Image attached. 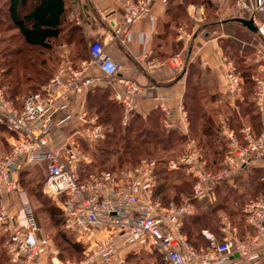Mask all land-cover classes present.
<instances>
[{
    "label": "built area",
    "instance_id": "2783aa9c",
    "mask_svg": "<svg viewBox=\"0 0 264 264\" xmlns=\"http://www.w3.org/2000/svg\"><path fill=\"white\" fill-rule=\"evenodd\" d=\"M122 5L124 23L132 27L147 17L154 4L165 8L169 0H117ZM215 3L224 0H214ZM196 9L189 18L198 20ZM199 11V10H198ZM227 17L252 15L257 33L264 39V22L254 20L264 13V0H232L225 7ZM78 23L76 12L69 15ZM116 34V33H115ZM190 36L179 31V41ZM88 60L75 64L65 51L50 79L34 93L17 102L8 98L0 84V133L5 134L0 145V240L8 264H129L121 256L122 241L143 239L163 264H256L261 257L264 239V192L248 200L242 207L243 223L255 230L254 236L236 239L235 230L227 218L221 220L223 238L203 232L208 243L204 252L197 251L182 233L185 221L195 214V202L210 199L215 186L229 181L241 168L258 164L264 173V136H256L249 128L241 130L242 143L232 133L226 137L230 149L221 168L210 172L206 168L196 142L189 139L183 151L167 165L168 171H180L191 181V194L178 204L165 203L156 193L158 176L154 159L142 160L134 167L119 172L98 171L82 177L81 167L87 162L79 140L97 143L105 132L83 107V98L97 86L93 69L114 81L123 71L104 51L100 42L88 48ZM256 63L264 66V53L258 52ZM170 70L182 69L180 55L166 61ZM160 62L147 69L156 70ZM226 89L234 96L242 91L243 82L235 66L222 60ZM1 76V70H0ZM121 89H114L113 101L123 110L126 123L135 112L136 102L145 97V90L130 80L118 79ZM255 100L264 99V80L255 78ZM109 83V82H108ZM156 108L164 115L165 133L187 134V114L181 104L168 108L166 100H158ZM76 105L78 109L73 112ZM70 127V136H64ZM44 168L43 191L56 201L63 217V229L83 247L81 260H62L51 240L41 234L33 210L19 185V176L29 168ZM264 180V177H262ZM15 197L18 211L12 212L7 198Z\"/></svg>",
    "mask_w": 264,
    "mask_h": 264
},
{
    "label": "crops",
    "instance_id": "0c3cea01",
    "mask_svg": "<svg viewBox=\"0 0 264 264\" xmlns=\"http://www.w3.org/2000/svg\"><path fill=\"white\" fill-rule=\"evenodd\" d=\"M62 1L64 13L61 18L60 39L52 49L56 62L65 51L75 64L88 60L89 45L97 41L102 44L105 53L123 68L114 81L93 69L91 75L98 80L93 90H106L113 94L114 89H121L118 79L137 83L145 90V97L136 102L132 115L142 120L157 115L161 128L164 115L156 108L159 102L153 98L166 100L165 105L170 109H176L181 104L187 114V134L180 131L169 133L183 137L184 144L189 139L195 141L191 136L192 124L186 106L190 104V98H199L203 111L211 116V123L216 130L213 137L222 151L220 168L230 149L227 133L232 132L239 143H242L243 128H249L256 136H264V99L256 102L254 82L255 78L264 80V66L261 62L256 63L258 52L264 53V39L227 17L225 7L232 0L220 3H215L214 0H197L199 3L186 4L182 0H169L165 8L154 4L149 15L132 27L124 23L122 5L117 0ZM178 6L181 7V12L177 10ZM193 9L197 10L196 21L188 16ZM73 12L78 14V23L68 19ZM251 17L249 13L239 15V18L246 20ZM254 20L264 22V13H256ZM180 30L190 36L189 41L178 40ZM176 55L182 57L183 66L180 71L173 73L166 61ZM222 60L229 61L235 68L243 66L241 72L238 70L243 82L241 93L234 96L228 94ZM155 61L162 66L156 70L147 69ZM77 109L74 105L72 111ZM0 136L3 140L5 134L0 133ZM261 174L264 173L258 164L244 166L229 181L215 186L210 199L195 202V214L184 225L191 218L219 207L227 196L229 200L226 204L229 206L238 205L244 197L247 199L246 203L260 196L264 192V180H261L264 175ZM232 195L233 199L230 200ZM6 201L11 211L16 212V198L9 197ZM223 211V208H218L213 217ZM218 222L215 220L211 229L204 228L200 231L201 242L197 247L189 242L183 229L182 233L197 251L204 252L208 243L202 235L203 232L213 234L217 241L223 238L220 232L221 221L220 224ZM231 226L238 240L256 234L255 230L247 229L243 221L240 225ZM261 244L264 245V239ZM262 257L264 250H261V257L256 264H264Z\"/></svg>",
    "mask_w": 264,
    "mask_h": 264
},
{
    "label": "trees",
    "instance_id": "16d2710c",
    "mask_svg": "<svg viewBox=\"0 0 264 264\" xmlns=\"http://www.w3.org/2000/svg\"><path fill=\"white\" fill-rule=\"evenodd\" d=\"M31 0H8V18L10 23L15 29L18 30L23 44L28 48H42L44 51L51 49L58 39H60L62 15L64 13V3L62 0H32L33 3L28 7L27 3ZM184 4L193 2L199 3L197 0H182ZM205 4V2H202ZM25 9V13L20 14ZM177 10L181 12V7L178 6ZM21 51L15 52L6 48L3 52L0 60V84L9 86L10 95L17 90L26 79V73L30 72L26 56L21 54ZM238 73V69L236 68ZM36 74V83H40L43 79L39 72L34 71ZM239 74V73H238ZM240 75V74H239ZM43 81V80H42ZM41 81V82H42ZM45 83H43L44 85ZM43 85L37 86L30 93L37 92ZM27 95V94H26ZM113 94L106 90H92L86 95V106L88 110L97 112L104 111L106 116L104 118L105 123L110 122V117L116 112L113 109H119L120 107L113 101ZM109 97H111L109 99ZM12 100L13 98L10 97ZM110 100V104H106V101ZM16 100L15 102H17ZM190 104L186 106L189 120L191 121V136L195 139L196 144L201 151L203 158L206 159V168L210 172H214L220 168L222 151L219 148L218 143L214 140L215 127L211 123V116L203 111L201 107L200 99L197 97L190 98ZM108 103V102H107ZM112 109V110H111ZM121 109V108H120ZM101 118V116H99ZM135 124V127H134ZM112 132H105V139L103 141L104 149L99 151L113 150V157L116 161L111 169L103 170L108 172H119L123 170L124 164L134 162L139 156V151L143 150L145 146H149L153 149H159L160 152L165 153L167 148L171 145H179L184 143L185 139L177 134L165 132L161 128L160 121L157 115H153L146 120H142L138 116L132 115L126 122L124 127L120 128L118 122L115 120L112 124ZM118 130L122 131L119 134ZM3 133V132H1ZM117 137V138H115ZM0 139L2 137L0 136ZM1 145V144H0ZM106 152V153H107ZM220 155V156H219ZM219 156V157H217ZM157 162V176L158 184L156 193L162 196L165 203L173 202L178 204L182 197L190 196V180L184 177L179 171H168L167 165L169 161H166L163 157L155 159ZM105 163V158L99 162L100 165ZM126 169V168H125ZM102 170V169H101ZM100 170V171H101ZM176 183V184H175ZM190 187V188H189ZM189 188V189H188ZM173 190L172 194L168 191ZM228 196L222 201V204L218 207L210 209L208 212L201 213L198 216L191 218L186 225H184L183 233L188 236L189 242L197 247L201 242L200 231L204 228L211 229L213 224L212 217L218 208L225 209V204L228 202ZM57 207V205H56ZM60 215V233L62 234L63 244L66 245L65 250L77 253V251L83 252V247L76 243L63 229V217L60 210L57 207ZM2 241L0 240V264L7 263L8 258L1 248ZM60 256L62 252H59ZM62 260V256L60 257Z\"/></svg>",
    "mask_w": 264,
    "mask_h": 264
},
{
    "label": "rangeland",
    "instance_id": "374dc122",
    "mask_svg": "<svg viewBox=\"0 0 264 264\" xmlns=\"http://www.w3.org/2000/svg\"><path fill=\"white\" fill-rule=\"evenodd\" d=\"M32 3L33 1L31 0L27 3V6L29 7ZM7 8L8 0H0V60H3V52L6 48H8L10 50H15V52L22 50L21 54L26 56V59L29 61L28 64L32 63V66H29V68L32 70L31 73H26V79L23 80L22 85L18 87L17 90L12 92L13 96L9 94L10 89L7 85V82L6 85H3V87L5 88L6 96L8 98L12 97L13 100L16 101L31 92L32 90H34L40 84L43 85V83H46L54 73L58 62H56L57 60L52 56V49L55 42L52 43L53 46L48 51H44L42 48H28L23 44L18 30L15 29L9 21ZM25 11L26 10L23 9L20 14L23 15ZM236 67L238 68L239 72L243 70L242 65ZM34 71L39 72L42 75V82H35L36 74H34ZM110 98L111 97H109V99ZM109 102L110 100L106 101V104L109 105ZM83 107L86 110L88 116L95 119L96 123L102 126L104 132H112V124L115 120L118 122L117 126H119L120 128L124 127V125L126 124L123 120V110L120 108L113 109L116 110V112L111 115L110 122L105 123L104 118L106 114L104 111H100L97 112V114H94V111L87 109L85 99L83 102ZM99 116H101V118ZM73 130L74 129L70 127L68 130H66L64 136H70ZM118 131L119 134H122L121 130ZM103 141L104 140L97 143H91L87 140H79L80 148L83 150L88 162L82 165L81 167L82 177H87L88 175L94 172H98L101 169H111V167L115 164L116 161L113 157V150L115 149H109L108 152L99 151L104 149L105 145L103 144ZM1 143H4V140L0 139V144ZM184 146V143L179 145H171L167 148L165 153L160 152L159 149H153L149 146H145L143 150L139 151V156L135 159V161L129 162L128 164H124L123 168H131L142 160H155L160 157H163L166 161L174 160L183 151ZM104 158L105 163L100 165L99 162ZM44 176V168H29L20 174L18 180L19 185L22 191L25 193L26 199L33 210V214L41 234L51 240V244L53 248L58 252L59 257L62 256V258H64L63 260L79 261L83 257L81 251H77V253H74L72 252V250H70V252L65 250L66 245L63 244V240L61 239L62 234L60 233V215L56 207V201L46 195L42 189ZM172 191L173 190H170L168 192L172 194ZM229 198L230 200L233 199V195ZM246 200V197L242 198L239 204L236 206H229L228 204H225L224 211L222 213H219L217 216L212 217L211 223L214 225L215 220L218 222L220 217L224 216L231 224L240 225L243 221L242 207ZM220 221L218 222L219 224ZM70 237L74 240L72 236ZM200 248L201 246L197 249ZM120 251L121 256L125 257L126 261L129 264H163L159 256L156 255L152 248H149L148 242L143 239L134 238L122 241ZM59 252H62L61 256ZM261 261L264 262V257H262ZM3 264L7 263L5 262Z\"/></svg>",
    "mask_w": 264,
    "mask_h": 264
},
{
    "label": "water",
    "instance_id": "95a60500",
    "mask_svg": "<svg viewBox=\"0 0 264 264\" xmlns=\"http://www.w3.org/2000/svg\"><path fill=\"white\" fill-rule=\"evenodd\" d=\"M231 21L240 24L241 26H243L244 28H246L248 31H250L253 34L257 33V28L251 19L246 20L243 18H236Z\"/></svg>",
    "mask_w": 264,
    "mask_h": 264
}]
</instances>
